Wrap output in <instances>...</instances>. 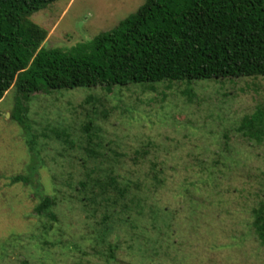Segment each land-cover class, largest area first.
<instances>
[{"label": "rangeland", "instance_id": "rangeland-1", "mask_svg": "<svg viewBox=\"0 0 264 264\" xmlns=\"http://www.w3.org/2000/svg\"><path fill=\"white\" fill-rule=\"evenodd\" d=\"M144 1L57 0L30 19L43 47L67 49ZM260 110L264 76L29 97L11 87L0 100V264H264L253 226L264 142L236 129ZM46 196L52 217L36 211Z\"/></svg>", "mask_w": 264, "mask_h": 264}, {"label": "trees", "instance_id": "trees-1", "mask_svg": "<svg viewBox=\"0 0 264 264\" xmlns=\"http://www.w3.org/2000/svg\"><path fill=\"white\" fill-rule=\"evenodd\" d=\"M55 1L0 0V100L13 86L29 97L83 86L264 76V0H145L112 29L67 49L43 47L47 32L30 19ZM236 129L264 142V110ZM20 180L27 179H12ZM53 203L43 197L36 211L52 217ZM253 213L264 244V198Z\"/></svg>", "mask_w": 264, "mask_h": 264}]
</instances>
